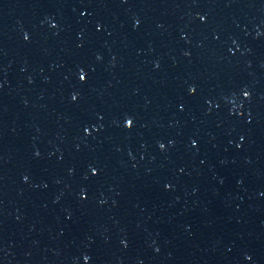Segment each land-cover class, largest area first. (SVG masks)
<instances>
[{"label": "water", "instance_id": "obj_1", "mask_svg": "<svg viewBox=\"0 0 264 264\" xmlns=\"http://www.w3.org/2000/svg\"><path fill=\"white\" fill-rule=\"evenodd\" d=\"M85 255L264 264V0H0V264Z\"/></svg>", "mask_w": 264, "mask_h": 264}, {"label": "snow or ice", "instance_id": "obj_2", "mask_svg": "<svg viewBox=\"0 0 264 264\" xmlns=\"http://www.w3.org/2000/svg\"><path fill=\"white\" fill-rule=\"evenodd\" d=\"M81 15L83 16V15H85V13L82 12ZM199 18H200V20H201L202 22H206V21H207V18H206L205 16H203V15H201ZM139 23H140L139 20H137L135 26H138ZM51 27H52V28H55L56 25H55V24H52ZM95 27H96L97 31L101 30V28H102V23L98 22V23L96 24ZM219 38H220V37L217 36V39H219ZM24 39H25V40H28V39H29V35H28V34H25V35H24ZM186 55H187V53H186ZM88 75H89V73L85 70V68H84V67H81L80 70H79V73H78V79H79V81H80L82 84H86V83H87V80H88ZM240 91H241V93H242V96H243L246 100H250V98H251V92H250L249 90H247L246 88H241ZM196 92H197V88H196L195 86H190V88H189V94H190V95H195ZM78 97H79L78 94H74V95H72L71 99H72V101L75 102V101L78 100ZM206 102H207L208 104H211L212 101H211V100H207ZM217 107H218V106H217ZM181 108H183V105H181ZM242 115H243V114L241 113V116H242ZM100 118L103 119L102 116H101ZM125 122H126V125H127V129H131V128L134 126V120H133V119H127V118H125V120H123V123H125ZM251 123H252V118H251V113H249V117H248V119H247V124H248V125H251ZM89 128H90L89 125L84 126V127H83V132H87L88 135H90L91 132L89 131ZM244 138H245V137L242 135V136L240 137V140L243 141ZM191 144H192L193 146H195V145L197 144V141L193 139V140L191 141ZM240 146H241V145H239V144L237 145V147H240ZM165 147H166V145H165L164 143H160V144H159V148H160V149H164ZM36 155L38 156L39 153H37ZM90 173H91V175H93V176L99 175V169H98L97 167H95V166H90ZM24 180L27 181V180H28V177L25 176V177H24ZM165 187H166V188H170L171 185H170V184H166ZM80 195H81L82 198L87 199V190H86V189L82 190L81 193H80ZM247 259H248L249 261H251V260H252V257H251V256H248ZM83 260L85 261V264H87V262H89V261L91 260V257L88 256V255H85V256L83 257Z\"/></svg>", "mask_w": 264, "mask_h": 264}]
</instances>
